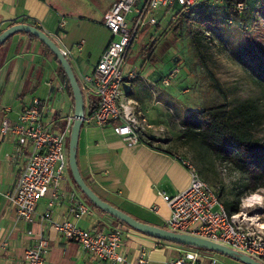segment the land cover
I'll return each instance as SVG.
<instances>
[{
  "label": "crops",
  "instance_id": "1",
  "mask_svg": "<svg viewBox=\"0 0 264 264\" xmlns=\"http://www.w3.org/2000/svg\"><path fill=\"white\" fill-rule=\"evenodd\" d=\"M62 1L0 0V34L16 24L40 26L57 44L58 41L52 35L58 34L61 43L59 47L71 51L68 60L79 85H82L84 76L93 72L111 42L104 39L105 42L99 44L102 40L95 33L100 26L111 34L104 24V17L115 0H108L101 12L96 13L95 19L72 14V7L68 8V4L63 5ZM251 4L248 22H262L264 0H251ZM63 20L65 26L60 28ZM148 28L140 34L146 33ZM81 42L84 44L79 49L77 46ZM157 46L158 39L152 37L144 53L150 51L154 55L152 52H155ZM148 60L150 65L146 60L140 71L134 67L125 72L124 92L126 99L135 102L138 110L146 117L151 128L146 137L150 140L129 146L113 132L111 126L98 127L83 123L77 160L83 178L102 200L142 223L169 230L167 222L171 210L161 193L171 196L178 194L188 187L191 176L181 162L180 158H184L181 152H174L167 147L168 142L157 139L155 135L159 129L171 135L175 127L170 118L176 107L175 101H171L161 84L166 73L156 64H151L153 59ZM130 74L138 77L129 79ZM69 83L63 77L61 66L53 53L39 39L19 33L0 47V245L5 241L9 244L8 249L0 250V264H25V252L35 244L37 234L45 235L51 243L45 257L46 264H114L86 253L78 243L61 237L50 221H42L51 192L39 201L34 222L18 220L7 199V194L16 187L26 158L18 156L12 159L17 146L16 137L11 133L7 136L1 134L2 121L8 118L10 122H16L27 103L40 99L45 105L46 121L55 119L54 130H62L75 112V100ZM152 88L158 90V94L149 91ZM160 92L165 94L161 95ZM83 95L85 113L89 115L98 106L99 96L93 91L83 92ZM178 116V119L184 120L181 111ZM146 141H151L154 146L148 145ZM71 175L69 168V175L60 189V204L53 208L52 214L57 221L69 215L73 207L70 194L74 192L78 200L93 210L91 215L78 221V226L105 232L114 228L122 229L121 253L129 260L135 261L142 250L147 252V264H167L179 256L182 245L126 228L95 209L77 188ZM29 231H33L34 235H30Z\"/></svg>",
  "mask_w": 264,
  "mask_h": 264
},
{
  "label": "built area",
  "instance_id": "2",
  "mask_svg": "<svg viewBox=\"0 0 264 264\" xmlns=\"http://www.w3.org/2000/svg\"><path fill=\"white\" fill-rule=\"evenodd\" d=\"M203 0H115L105 14L104 24L112 34V40L102 54L93 72L83 78L82 92L93 91L99 96L98 106L85 116L84 123L98 127L111 126L113 132L134 146L147 139L150 125L144 114L138 110L135 102L127 100L124 92L126 80L124 66L131 46L139 40L140 33L149 26H160L161 19L156 12L164 10L170 15V21L176 20L177 8L182 14L189 13ZM219 3L222 0H207ZM239 10L245 7L239 4ZM65 26L64 20L60 28ZM60 41L58 34L52 35ZM84 42L77 47L82 48ZM69 59L71 51L61 49ZM175 70V71H174ZM179 72L173 69L162 80L169 86ZM138 75L130 74L129 79ZM45 105L40 99L26 104L16 122L8 118L2 121L1 134H13L16 137V150L12 159L18 156L26 158L16 187L7 194L9 206L16 218L24 222H34L37 205L51 192L48 209L42 217L50 221L51 226L67 241L78 243L86 252L102 261L114 264H147V252L142 250L135 261L121 253L123 231L114 228L111 231H91L78 226V221L93 213L92 208L81 200L76 193L70 194L72 208L68 216L61 221L53 217V208L60 204L62 183L69 175L68 140L74 117H69L65 127L55 131L56 120L46 121ZM158 131L157 137L163 136ZM190 172L188 187L176 195L161 193V197L171 210L167 222L170 231L191 234L208 241L226 246L240 254L247 255L259 262L264 261V230L257 228L247 220L240 221L238 215H230L220 195L200 175L191 161L180 158ZM34 235L33 231H29ZM8 241L0 245V250L8 249ZM51 243L43 234L36 235V242L25 252V264H46V254ZM264 263V262H262ZM167 264H217L212 251L185 246L180 248L179 256Z\"/></svg>",
  "mask_w": 264,
  "mask_h": 264
},
{
  "label": "rangeland",
  "instance_id": "3",
  "mask_svg": "<svg viewBox=\"0 0 264 264\" xmlns=\"http://www.w3.org/2000/svg\"><path fill=\"white\" fill-rule=\"evenodd\" d=\"M107 2L108 0L62 1L63 5L72 7V14L89 19H95L96 13L101 12ZM156 16L161 19L160 26H149L146 33L140 34L139 40L134 42L127 56L124 72L134 67L140 71L146 60L150 65L148 59L151 53H144V50L152 37L158 39V46L152 52L154 55L151 64L162 68L166 76L173 71L172 68L179 69L169 86L161 83L171 101H175L176 108H172L174 114L170 118L175 128L171 135L159 129L164 135L157 139L168 142L167 147L174 152L180 151L184 159L191 161L200 175L221 195L224 204H237L239 201L241 211L237 215L240 221L247 220V223L254 226L263 224L264 207L242 208L241 202L253 193L264 196V187L256 192L248 191L246 185L250 183V177L236 170L228 159L214 155L199 143L185 141L181 137L183 123L178 119V113L181 111L185 119L192 116L194 110L216 107L218 111L236 117L233 109L248 105L250 112L247 118L250 124L247 129L254 139L264 145V18L261 19L262 22L254 20L252 23L248 22L247 17L224 27L208 22L189 21L182 26L178 36L170 29V15H164V10H159ZM98 27L94 33L102 40L99 44H103L104 39L111 41L112 35ZM58 44L61 46L59 41ZM149 91L159 92L154 88ZM163 94L165 93L161 95ZM257 214L262 215L254 224L253 218ZM213 254L217 264H243L228 255L218 252Z\"/></svg>",
  "mask_w": 264,
  "mask_h": 264
},
{
  "label": "trees",
  "instance_id": "4",
  "mask_svg": "<svg viewBox=\"0 0 264 264\" xmlns=\"http://www.w3.org/2000/svg\"><path fill=\"white\" fill-rule=\"evenodd\" d=\"M239 4H243L245 7L242 11L238 8ZM251 9V0H222L219 3L203 0L194 6L189 13L182 14L180 12L181 9L177 8L178 16L176 20L170 21L169 25L170 29H173L180 36L181 28L186 22H208L217 27H224L231 24V22H239L246 19ZM35 27L42 30L40 26ZM26 34L36 38L31 34ZM45 47L52 53L47 46ZM152 57L153 54L150 56V59H153ZM61 71L63 77L69 83L68 77L62 67ZM68 85L71 89L70 83ZM249 112L250 107L248 105H240L233 109L236 117L231 114L228 115L224 111H218L216 107L194 110L192 116L182 121L181 129L183 131L181 137L187 142L193 141L201 144L203 147L211 150L216 156H224L232 163L236 170L250 177V183L246 185V189L256 192L259 188L264 187V145L259 140L254 139L252 133L247 129L250 124V120L247 118ZM237 118H240V120H236ZM146 142L148 145L154 146L151 141ZM158 149L162 150L159 147ZM77 188L80 190L78 186ZM86 199L95 209L101 211L87 197ZM224 205L231 216L237 215L241 211L239 201L237 204L226 202ZM105 214L122 223L115 217L107 213Z\"/></svg>",
  "mask_w": 264,
  "mask_h": 264
},
{
  "label": "water",
  "instance_id": "5",
  "mask_svg": "<svg viewBox=\"0 0 264 264\" xmlns=\"http://www.w3.org/2000/svg\"><path fill=\"white\" fill-rule=\"evenodd\" d=\"M19 33L31 34L37 39H39L45 46H47L51 50V52L56 58V61H58V63L63 68L68 77L75 100L74 122L72 125L69 140V168L77 186L98 209L120 220L122 223L126 224L131 229L159 240H164L167 242H172L185 246L203 248L212 252L222 253L242 262L243 264H264L247 255L240 254L237 251L232 250L226 246L208 241L206 239L191 234L176 233L164 228L142 223L137 219L133 218L132 216L124 213L120 209L112 206L108 202L102 200L85 181L78 165V145L86 113L84 95L79 85L73 66L71 62L64 56L59 45L46 32L38 29L33 25L16 24L5 30L3 33L0 34V47L4 43H6L12 36Z\"/></svg>",
  "mask_w": 264,
  "mask_h": 264
},
{
  "label": "clouds",
  "instance_id": "6",
  "mask_svg": "<svg viewBox=\"0 0 264 264\" xmlns=\"http://www.w3.org/2000/svg\"><path fill=\"white\" fill-rule=\"evenodd\" d=\"M257 206L264 207V196L259 195L258 193H253L250 196L245 197L241 202L242 208H255ZM262 214H257L253 218V223L256 224V221L260 220ZM256 227L264 230V224H256Z\"/></svg>",
  "mask_w": 264,
  "mask_h": 264
},
{
  "label": "bare ground",
  "instance_id": "7",
  "mask_svg": "<svg viewBox=\"0 0 264 264\" xmlns=\"http://www.w3.org/2000/svg\"><path fill=\"white\" fill-rule=\"evenodd\" d=\"M261 224V223H260ZM264 224V223H263Z\"/></svg>",
  "mask_w": 264,
  "mask_h": 264
}]
</instances>
